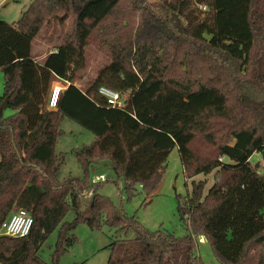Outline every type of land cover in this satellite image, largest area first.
Segmentation results:
<instances>
[{"label":"trees","instance_id":"trees-1","mask_svg":"<svg viewBox=\"0 0 264 264\" xmlns=\"http://www.w3.org/2000/svg\"><path fill=\"white\" fill-rule=\"evenodd\" d=\"M67 21L56 52L36 61L35 39ZM90 48L108 62L82 89ZM0 70V106L9 97L14 112L0 110V229L20 209L33 218L28 237H0V264H61L81 223L115 231L108 264H203L199 237L219 264H264V169L250 162L264 155V0H34L0 21ZM58 81L69 85L49 110ZM100 87L128 94L125 106L109 107ZM68 122L94 139L70 152L82 175L62 179ZM174 148L188 180L214 173L207 195V181H193L179 203L185 237L149 232L94 192L106 161L128 199L152 195Z\"/></svg>","mask_w":264,"mask_h":264},{"label":"rangeland","instance_id":"rangeland-1","mask_svg":"<svg viewBox=\"0 0 264 264\" xmlns=\"http://www.w3.org/2000/svg\"><path fill=\"white\" fill-rule=\"evenodd\" d=\"M33 1L0 0V21L10 24L17 22ZM162 1L149 0V3L158 5ZM70 32L71 24L67 21L65 27L56 28L51 32V36L48 37L46 33H43L37 37L32 50L36 61L42 62L47 54L54 50L56 45L63 41ZM89 56L91 60L90 68L82 72L80 76H83V79L76 82V85L82 89L87 82L95 77V70L108 62L103 54L92 48L89 49ZM58 82L66 86L65 83ZM3 93L4 75L0 70V97L3 96ZM127 98H129V95L124 94L123 99ZM2 112L4 117H9L14 113L10 108ZM64 127L67 133L71 131L73 135H66L58 144V151L67 154L66 164L60 170L59 176L62 179L69 176L80 177L82 171L70 152L76 147L91 143L94 137L90 133L83 132L79 126L72 123L68 122ZM250 162L264 169V155L262 153H255ZM118 179L112 164L106 161L101 163L97 170L91 174V182L97 184L94 192L99 196L108 197L112 201L117 214L128 218L135 217L138 223L149 232L161 231L182 238L187 235V231L179 216V203L184 202L191 194L193 181H207L204 196L207 195L214 183V173L208 176L198 175L194 179L188 180L184 174L179 151L174 148L169 155L163 179L152 195L147 196L145 193L140 192L128 199L122 191L124 183L122 181L118 182ZM93 196L94 193L91 192L81 198V214L85 216L92 215ZM74 216V214L70 215L68 220L72 221ZM70 234L77 236L78 241L62 257L61 264H108L109 246L113 241V237H115L114 230L105 226L101 231H94L86 223H81ZM133 235L134 233L130 234V236ZM196 245L197 256L203 264H219L209 242L205 238H197ZM45 258H47V255Z\"/></svg>","mask_w":264,"mask_h":264},{"label":"built area","instance_id":"built-area-1","mask_svg":"<svg viewBox=\"0 0 264 264\" xmlns=\"http://www.w3.org/2000/svg\"><path fill=\"white\" fill-rule=\"evenodd\" d=\"M55 52L56 51H53L52 53ZM63 83H65L66 86L60 84L59 82L53 85L49 95L47 109H57L60 96L66 89L67 85H69L67 81H63ZM98 93L106 100L109 107L123 108L125 106V100L123 99V96L112 89H109L107 87H100ZM32 226L33 218L31 214L24 209H20L16 212H13L10 217L3 223L0 229V237L5 236L16 239L26 238L30 235Z\"/></svg>","mask_w":264,"mask_h":264},{"label":"water","instance_id":"water-1","mask_svg":"<svg viewBox=\"0 0 264 264\" xmlns=\"http://www.w3.org/2000/svg\"><path fill=\"white\" fill-rule=\"evenodd\" d=\"M8 2H9V1H8ZM8 100H9V97H7V98L4 100V102L1 104V106H0V110H1V111H4V110H6V109L9 108Z\"/></svg>","mask_w":264,"mask_h":264},{"label":"crops","instance_id":"crops-1","mask_svg":"<svg viewBox=\"0 0 264 264\" xmlns=\"http://www.w3.org/2000/svg\"><path fill=\"white\" fill-rule=\"evenodd\" d=\"M53 51H56V49L50 51L48 54L52 53ZM55 84H57V82H55ZM67 135H73V133L71 131H68Z\"/></svg>","mask_w":264,"mask_h":264}]
</instances>
